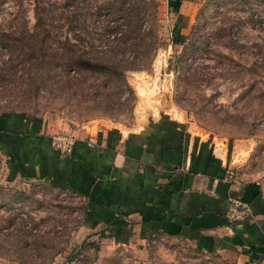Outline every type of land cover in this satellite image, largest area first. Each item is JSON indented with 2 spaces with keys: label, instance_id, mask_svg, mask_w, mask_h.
I'll use <instances>...</instances> for the list:
<instances>
[{
  "label": "rangeland",
  "instance_id": "1",
  "mask_svg": "<svg viewBox=\"0 0 264 264\" xmlns=\"http://www.w3.org/2000/svg\"><path fill=\"white\" fill-rule=\"evenodd\" d=\"M19 1L1 3V32L19 34L33 28V0ZM105 1L81 0L83 23L74 27L96 36L106 15L95 9ZM191 1L197 7L193 18L177 17L166 10L165 0H155L157 50L148 67L126 71L136 96L131 110L130 101L120 113L107 115L67 100L51 91L50 80H40L35 68L26 73L30 67L25 55L14 56L15 66L6 69L9 50L0 46V113L57 118L69 129L91 119L139 127L148 122L145 107L169 103L182 117L161 111L158 118L172 117L213 139L217 153L228 156L239 176L264 178V0ZM44 4L43 13L52 17L46 26L55 30L61 24L60 31H70L69 19L60 14L62 0ZM151 13L148 9L143 14L144 28ZM177 19L186 27L180 31L185 39L174 42L171 28ZM92 40L96 48L106 46ZM90 45L88 41L83 48L89 50ZM131 54L129 50L127 56ZM57 133L74 136L68 130ZM11 163L0 151V264H237L231 254L199 250L179 238L117 243L101 235L99 226L85 224L82 195L39 176H23Z\"/></svg>",
  "mask_w": 264,
  "mask_h": 264
},
{
  "label": "crops",
  "instance_id": "2",
  "mask_svg": "<svg viewBox=\"0 0 264 264\" xmlns=\"http://www.w3.org/2000/svg\"><path fill=\"white\" fill-rule=\"evenodd\" d=\"M165 3L177 17L193 18L197 11L191 0ZM149 108L158 116L159 107ZM166 112L182 117L173 107ZM172 117L161 116L158 127L141 133L148 122L122 127L91 119L69 129L57 118L3 112L0 151L23 176H39L82 195L85 224L99 226L117 243L167 236L199 250L231 254L237 264H264V178L239 176L228 156L217 153L213 139ZM59 130L74 134L70 153L51 144ZM227 166L233 167L231 178ZM236 196L251 213L230 222L228 200Z\"/></svg>",
  "mask_w": 264,
  "mask_h": 264
},
{
  "label": "trees",
  "instance_id": "3",
  "mask_svg": "<svg viewBox=\"0 0 264 264\" xmlns=\"http://www.w3.org/2000/svg\"><path fill=\"white\" fill-rule=\"evenodd\" d=\"M3 1L0 0V5ZM80 1L62 0L63 10L75 7L74 12L70 11L69 14L60 11L70 21V31L63 32L59 30L61 24L55 30L46 26L49 23L47 17H52L48 14L46 17L43 13L44 0H33L36 21L31 30L24 29L19 34L0 31V46L9 50V56L5 60L7 68H4L10 69L15 64L14 56L19 55L23 59L25 55L24 59H27L30 67L26 73L30 74L35 68L40 80H50V90L57 95L90 107L96 113H120V107L127 101L131 103V110L136 96L127 80L126 71L148 67L157 50L152 21L156 2L106 0L98 4L95 13L100 14L102 9L106 19L103 30L96 32L95 36L94 31L74 27L73 23H83L79 13ZM148 9L152 11L150 17L147 15L150 25L144 28L143 14ZM119 19H124V22H119ZM179 21L177 19L171 28V39L174 42L182 41V37L185 39V35L180 32L182 24ZM83 30L86 31L85 34ZM92 39H98L106 46L96 48ZM88 41L91 47L85 50L83 46ZM129 50L132 51V56H127ZM23 116L31 118L24 113ZM84 207L86 216L87 209ZM101 235L106 236L104 232Z\"/></svg>",
  "mask_w": 264,
  "mask_h": 264
},
{
  "label": "built area",
  "instance_id": "4",
  "mask_svg": "<svg viewBox=\"0 0 264 264\" xmlns=\"http://www.w3.org/2000/svg\"><path fill=\"white\" fill-rule=\"evenodd\" d=\"M74 136L66 133L53 134L50 137L52 146L61 154L70 153L74 143ZM233 167L227 166L226 173L231 178L233 176ZM251 213L249 204L241 197H231L228 200L226 217L230 222H239L247 218Z\"/></svg>",
  "mask_w": 264,
  "mask_h": 264
},
{
  "label": "water",
  "instance_id": "5",
  "mask_svg": "<svg viewBox=\"0 0 264 264\" xmlns=\"http://www.w3.org/2000/svg\"><path fill=\"white\" fill-rule=\"evenodd\" d=\"M160 118L157 120H154L152 117L148 118V123L143 126V128L140 130L141 133H149V131L153 128H156L159 126Z\"/></svg>",
  "mask_w": 264,
  "mask_h": 264
},
{
  "label": "bare ground",
  "instance_id": "6",
  "mask_svg": "<svg viewBox=\"0 0 264 264\" xmlns=\"http://www.w3.org/2000/svg\"><path fill=\"white\" fill-rule=\"evenodd\" d=\"M163 106H164V108H163ZM170 108H171V106L169 105V103H168V105L166 106L165 104L163 105L162 102H161V107H159V109H158V114H159L161 111L166 112V111L169 110ZM149 117H152L154 120H156V119L158 118V116H155V115H154V110L151 109V108L146 109V112H145V118L148 119Z\"/></svg>",
  "mask_w": 264,
  "mask_h": 264
}]
</instances>
